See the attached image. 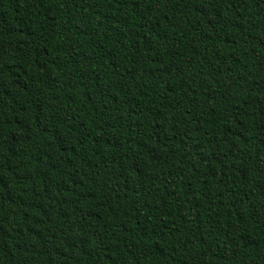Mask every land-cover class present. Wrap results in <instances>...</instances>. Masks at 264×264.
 Masks as SVG:
<instances>
[{"label": "trees", "instance_id": "1", "mask_svg": "<svg viewBox=\"0 0 264 264\" xmlns=\"http://www.w3.org/2000/svg\"><path fill=\"white\" fill-rule=\"evenodd\" d=\"M0 264H264V0H0Z\"/></svg>", "mask_w": 264, "mask_h": 264}]
</instances>
